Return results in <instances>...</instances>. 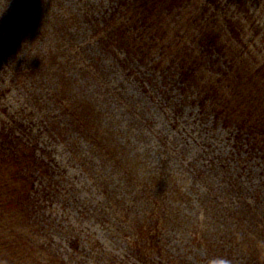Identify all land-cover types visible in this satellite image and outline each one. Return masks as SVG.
<instances>
[{"label":"trees","instance_id":"16d2710c","mask_svg":"<svg viewBox=\"0 0 264 264\" xmlns=\"http://www.w3.org/2000/svg\"><path fill=\"white\" fill-rule=\"evenodd\" d=\"M255 168L264 0H0V264H264Z\"/></svg>","mask_w":264,"mask_h":264},{"label":"rangeland","instance_id":"374dc122","mask_svg":"<svg viewBox=\"0 0 264 264\" xmlns=\"http://www.w3.org/2000/svg\"><path fill=\"white\" fill-rule=\"evenodd\" d=\"M14 94H16L15 89L9 96V99L11 98L10 99L11 101L17 100V97H15ZM186 111H187L186 113L188 114L191 113L193 109L186 106ZM188 116L191 118V115H187V117ZM187 117L184 118L185 121H188L189 117L188 118ZM153 122L155 124L153 134L158 136L160 132L164 131L165 121L162 120V115L159 114L154 116ZM184 124L187 125L188 123L187 124L184 123ZM208 127H210V125H208ZM195 128L197 130L194 133L195 146L192 145L190 154L192 153L194 154L196 150L198 151L204 150V152L208 151L209 155L222 154V156H225V154H227L230 157L228 151L231 150V146L229 144L228 133H226V131H224L220 127H217L216 129L213 128V130L205 129L204 131L201 127H198L197 125H195ZM142 144L145 145L146 143H142ZM153 151H155V149H153ZM234 162H236V160ZM237 163H239V166L242 165L244 166V163L241 160L237 161ZM69 172L74 173V169L72 167H69ZM252 177H253L252 178L253 182L264 181V172H260L258 168H255ZM74 182L76 183L75 191L78 192V194L75 197H73L74 200L77 201L79 205L81 204L82 207L91 206L94 208V206H96L99 201V194L97 193L98 191H96L94 188H91L90 187L91 184H85L83 181H74ZM263 190H264V184H263ZM98 208L99 207H96L97 213H99L100 211ZM90 210L93 211L95 214V211L93 209ZM59 211L62 212L61 209H59ZM94 221L95 222L93 223L92 219H85L83 225L89 228L91 231L101 235L102 234V230L100 227L101 224H99L95 216H94ZM111 246L112 248H115L117 250V253H122L123 248L118 244H112ZM128 262H129L128 264L135 263L133 260H128Z\"/></svg>","mask_w":264,"mask_h":264}]
</instances>
